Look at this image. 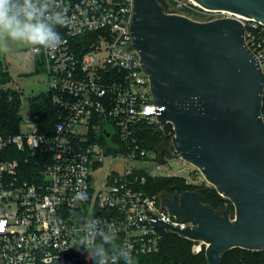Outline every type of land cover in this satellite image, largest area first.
Listing matches in <instances>:
<instances>
[{
	"label": "built area",
	"instance_id": "1",
	"mask_svg": "<svg viewBox=\"0 0 264 264\" xmlns=\"http://www.w3.org/2000/svg\"><path fill=\"white\" fill-rule=\"evenodd\" d=\"M167 1L168 13L195 21L239 20L264 73V24L193 0ZM32 2L37 20L63 42L32 48L57 122L43 132L28 101L18 134L0 135V264H118L124 250L152 254L162 239L146 212L186 225L149 193L147 180L177 177L197 187L206 180L177 152L149 151L138 140L143 130L162 128L133 44L134 0ZM262 114L264 121V92ZM108 160L124 167L106 172L98 187L96 173Z\"/></svg>",
	"mask_w": 264,
	"mask_h": 264
},
{
	"label": "water",
	"instance_id": "2",
	"mask_svg": "<svg viewBox=\"0 0 264 264\" xmlns=\"http://www.w3.org/2000/svg\"><path fill=\"white\" fill-rule=\"evenodd\" d=\"M264 24V0H193ZM131 32L151 83L158 120L174 151L234 205L216 210L197 191L163 198L186 227L148 213L152 228L208 245L207 264L234 248L264 251V73L234 18L206 22L134 0ZM96 213L95 215H97ZM84 223V217L80 220Z\"/></svg>",
	"mask_w": 264,
	"mask_h": 264
},
{
	"label": "trees",
	"instance_id": "3",
	"mask_svg": "<svg viewBox=\"0 0 264 264\" xmlns=\"http://www.w3.org/2000/svg\"><path fill=\"white\" fill-rule=\"evenodd\" d=\"M23 3V0H20ZM160 2V0H159ZM168 2V1H167ZM168 5L170 6L169 2ZM46 24H49L47 22ZM2 55L0 52V83L5 86V89L0 91V135L4 137L14 136L18 134L20 124L23 119L19 114L20 108L23 105L22 92L6 88L7 84L12 82L11 75L3 71ZM43 68L36 62V72L42 73ZM31 112L33 116H37V122L43 132L53 130L57 122V117L53 115L54 105L48 93L31 97ZM140 143L149 151H161L166 137L161 130L145 129L139 134ZM172 152L174 151L171 147ZM167 154V153H166ZM174 181V182H172ZM145 188L152 195H161L169 192L171 197L185 191H197L204 197V203L216 210H226L232 206L230 200L223 198L214 188L207 186H193L186 184L183 180L177 177L149 179ZM227 203L226 206L224 203ZM193 241L180 237L175 233H170L166 240H162L156 252L148 255L133 256L137 264H207V257L203 254L193 253ZM107 244H111L110 239ZM109 253H112L111 247L108 248ZM222 264H264V252L248 251L240 248H234L223 255ZM118 264H125L123 257H120Z\"/></svg>",
	"mask_w": 264,
	"mask_h": 264
},
{
	"label": "rangeland",
	"instance_id": "4",
	"mask_svg": "<svg viewBox=\"0 0 264 264\" xmlns=\"http://www.w3.org/2000/svg\"><path fill=\"white\" fill-rule=\"evenodd\" d=\"M160 4L165 11L167 12L169 11L170 6L168 5L167 0H160ZM35 45H38V44H34L28 41H13V40L8 39L6 36L0 37V52L3 58V61H2L3 71L8 72L9 75H11L10 77L13 80L15 88L22 90V94H23L22 97H23L24 105L21 111H19L20 116L22 112H24V114L26 112L25 108H27V105H28L29 95L38 94L39 92L41 93L42 91L47 90L45 75L43 73L36 72L35 58H38L40 60V55H37L36 57L32 53V48ZM171 147L173 148L172 142L170 139H167L165 140L163 146L161 147L162 150L157 151V152L160 154L167 153V155L171 157L172 155H174L171 150ZM176 163H180V162L176 161ZM183 166H185L189 170L192 169V166L188 163L183 164ZM123 167L124 166L122 164L114 163L111 160L104 162L103 164L104 169L101 172L96 173L97 177L99 178L98 182L102 181L98 184V187H101L105 183L106 172L110 170H121ZM203 186L214 188L213 186H211V184H208V182H206ZM214 190L216 191L215 188ZM160 196L163 198H166V197H171V194L169 192H165L161 194ZM224 201L225 200L223 199L221 203L222 204L224 203L226 206H228L227 203H225ZM227 210L231 211L233 215L235 214V208L233 204L232 206H229V209ZM193 242H194L193 243V253L203 254L204 256H206V250H207L208 245L201 241H193ZM261 252H264V251H261Z\"/></svg>",
	"mask_w": 264,
	"mask_h": 264
},
{
	"label": "clouds",
	"instance_id": "5",
	"mask_svg": "<svg viewBox=\"0 0 264 264\" xmlns=\"http://www.w3.org/2000/svg\"><path fill=\"white\" fill-rule=\"evenodd\" d=\"M57 23L60 24V21ZM3 36L13 41H28L52 49L63 43L52 26L37 20L32 0H23V3L20 0H0V37ZM122 256L125 264H137L132 252L124 250Z\"/></svg>",
	"mask_w": 264,
	"mask_h": 264
},
{
	"label": "crops",
	"instance_id": "6",
	"mask_svg": "<svg viewBox=\"0 0 264 264\" xmlns=\"http://www.w3.org/2000/svg\"><path fill=\"white\" fill-rule=\"evenodd\" d=\"M35 46H36V45H35ZM34 58H35V57H34ZM35 61H36V58H35ZM36 62H37V61H36ZM36 62H35V64H36ZM46 87H47V85H46ZM6 88H10V89H14V90H19V91L22 92V90H20V89H16V88H15L14 83H13V80H12L11 83L7 84ZM47 92H48V91L46 90V91H42L41 93L39 92L38 94H31V95H29L28 100H29L31 97L38 96V95H41V94H45V93H47Z\"/></svg>",
	"mask_w": 264,
	"mask_h": 264
}]
</instances>
